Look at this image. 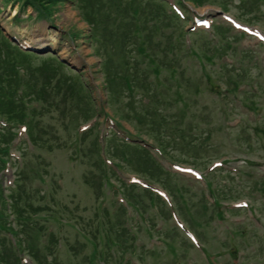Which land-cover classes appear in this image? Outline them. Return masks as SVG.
<instances>
[{
  "label": "rangeland",
  "instance_id": "1",
  "mask_svg": "<svg viewBox=\"0 0 264 264\" xmlns=\"http://www.w3.org/2000/svg\"><path fill=\"white\" fill-rule=\"evenodd\" d=\"M45 1L27 0L22 8L21 0H0L2 34L48 47L20 51L0 41V118L17 124L29 143L26 122L33 139L13 144L0 171V259L264 264V45L216 14L264 31V0ZM198 14L210 18L209 28L190 27ZM221 22L223 31L214 32ZM111 120L122 127L120 135L158 145L159 164L106 135L104 160L118 162L122 178L104 171L97 142ZM6 139L0 136L1 146ZM224 158L229 169L209 168ZM247 159L256 165L242 163ZM174 164L200 169L209 184L161 168L178 172ZM138 176L164 188L177 218L210 257L172 212L169 218L164 207L156 211L151 194L122 185ZM117 187L134 204L119 202ZM242 200L249 205L236 208Z\"/></svg>",
  "mask_w": 264,
  "mask_h": 264
},
{
  "label": "trees",
  "instance_id": "2",
  "mask_svg": "<svg viewBox=\"0 0 264 264\" xmlns=\"http://www.w3.org/2000/svg\"><path fill=\"white\" fill-rule=\"evenodd\" d=\"M52 1H56V0H46L45 2H46V3H50V2H52Z\"/></svg>",
  "mask_w": 264,
  "mask_h": 264
},
{
  "label": "bare ground",
  "instance_id": "3",
  "mask_svg": "<svg viewBox=\"0 0 264 264\" xmlns=\"http://www.w3.org/2000/svg\"><path fill=\"white\" fill-rule=\"evenodd\" d=\"M38 46H44V45H42V44H38Z\"/></svg>",
  "mask_w": 264,
  "mask_h": 264
}]
</instances>
